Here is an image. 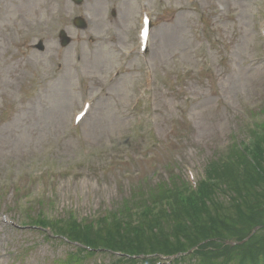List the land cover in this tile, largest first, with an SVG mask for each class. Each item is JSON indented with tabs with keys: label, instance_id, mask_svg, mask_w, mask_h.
<instances>
[{
	"label": "rangeland",
	"instance_id": "rangeland-1",
	"mask_svg": "<svg viewBox=\"0 0 264 264\" xmlns=\"http://www.w3.org/2000/svg\"><path fill=\"white\" fill-rule=\"evenodd\" d=\"M140 14L137 0H0V264H66L75 255L79 264H124L119 251L52 231L60 219L89 226L160 189L170 190L165 198L181 186L191 193L248 126L264 123V0H161L144 54L122 48ZM75 17L86 29L72 26ZM261 193L245 215L251 226L235 229L244 239L205 243L248 250L261 230ZM128 208L131 228L139 213Z\"/></svg>",
	"mask_w": 264,
	"mask_h": 264
},
{
	"label": "trees",
	"instance_id": "trees-1",
	"mask_svg": "<svg viewBox=\"0 0 264 264\" xmlns=\"http://www.w3.org/2000/svg\"><path fill=\"white\" fill-rule=\"evenodd\" d=\"M257 128L261 129L259 133L247 132L245 140L235 146L236 151L230 152L228 160H233L234 164L228 167L224 163H217V169L206 172L205 175L210 174L207 183H200L190 197L183 198L177 192L174 198H165L170 190L160 189L156 196L151 193L146 200L133 201L141 203L124 204L110 216L103 217L97 222L100 224L97 231L91 224L85 227L72 219L59 221V230L52 231V234L89 249L102 247L108 251H119L122 255L143 257L134 260L117 257L124 264H164L159 261L160 256L184 255L194 247L197 249L192 254L199 256L196 257V264H264V212L261 209L255 213L259 221L254 223L261 230L246 243L249 249L245 252L239 250L241 247L205 243L217 237L239 242L247 236L242 232L251 226V219L245 215L253 209L250 206L252 203L260 202L261 192L264 191V123ZM239 168L241 172L237 175ZM224 197L229 200L220 201ZM162 200H167V210L161 208L152 214L147 209L153 205L163 207L160 203ZM129 206L139 213L137 226L133 228L124 220L129 218ZM241 220L245 226L240 225ZM236 221L240 223L237 225ZM238 226H242V232L235 231ZM192 254L171 260L169 264H192L191 260H187ZM89 256L90 253L84 252L82 258ZM69 261L79 264L80 257L76 259V255L72 256L66 264Z\"/></svg>",
	"mask_w": 264,
	"mask_h": 264
},
{
	"label": "water",
	"instance_id": "water-1",
	"mask_svg": "<svg viewBox=\"0 0 264 264\" xmlns=\"http://www.w3.org/2000/svg\"><path fill=\"white\" fill-rule=\"evenodd\" d=\"M76 4H80L81 2H82V0H73ZM75 26L77 27V28H81V29H83L85 26H84V24H83V21L81 20V19H77L76 21H75ZM67 44V41H64V43H63V45H66Z\"/></svg>",
	"mask_w": 264,
	"mask_h": 264
}]
</instances>
